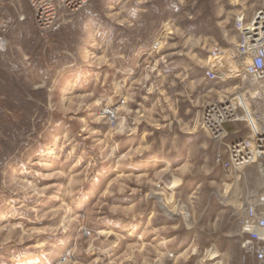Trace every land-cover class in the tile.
I'll list each match as a JSON object with an SVG mask.
<instances>
[{
    "label": "clouds",
    "instance_id": "9594fccd",
    "mask_svg": "<svg viewBox=\"0 0 264 264\" xmlns=\"http://www.w3.org/2000/svg\"><path fill=\"white\" fill-rule=\"evenodd\" d=\"M120 15L116 12L108 18L117 20ZM236 17L240 19L241 14L236 13ZM118 22L125 23L123 20ZM162 28L163 34L154 41L148 58L136 65L140 73L131 83L127 80L112 81L110 94L98 96L97 91L109 85L106 74L91 90L61 97L48 105L51 111L78 125L75 131H64L58 138L56 150L49 152L55 165L41 164V167L48 168L47 173H35L39 179L55 183L42 188L31 181L13 180L8 188L13 195L23 193L29 200L44 197L48 189H56V207L41 211L25 206L24 210L27 220L32 223L52 221L56 217L60 219L51 227H28L25 220H6L0 225V246L23 244L42 233L56 236L74 231L75 245L60 264H206L220 255L215 243L201 246L204 229L195 232L183 251H173L179 230H193L197 225L200 213L195 202L196 193L205 187L204 184L197 185L192 195H185L181 186L191 178L206 176L211 171L207 159L203 162L197 160L199 153L209 147L207 142L185 147L186 159L178 166L174 156L181 150L182 136L195 133L202 127L198 114L188 120L185 117L193 109L209 103L213 94L196 95L197 88L206 78L190 79L193 66L202 67L208 63L194 51L200 46V40L185 37L171 21H164ZM173 48L179 51L161 54L163 50ZM176 56H184L190 63L179 72H164L163 67L174 63ZM118 59L123 62L126 55L121 54ZM86 63L89 67L104 66L111 71H121L107 51ZM36 87L44 85L36 84ZM117 98L119 104L113 107ZM79 113L85 115L78 116ZM256 131L260 129H253V133ZM133 138L135 143L125 147L124 142ZM157 145L159 155L154 157L150 167L139 172L126 170V166L135 160L152 154ZM98 164L110 165L116 175L106 181L103 189L93 196L90 207L80 214L74 205L85 194L90 179L99 182V174L93 175ZM121 198L134 199L122 205L118 202ZM146 213L147 223L135 243L128 242L133 235L131 231L121 235L111 229L96 231L92 228L109 217L117 216L132 225ZM173 216L178 218V222L153 226L160 217ZM168 233L176 234L168 236ZM122 244L124 247L120 254H114L113 250ZM83 257L94 258L86 261Z\"/></svg>",
    "mask_w": 264,
    "mask_h": 264
},
{
    "label": "rangeland",
    "instance_id": "374dc122",
    "mask_svg": "<svg viewBox=\"0 0 264 264\" xmlns=\"http://www.w3.org/2000/svg\"><path fill=\"white\" fill-rule=\"evenodd\" d=\"M23 1L0 0V36L6 40V47L0 54L7 62L16 67L17 78L22 86L30 91L45 90V105L38 102L39 106L45 108V116L42 118L39 128L37 130L32 129V134L27 136L26 144L15 148L14 153L6 157L0 166V225L5 223L6 220L15 221L21 219L26 221L28 227H51L58 223L59 217L52 221L32 223L27 220L24 207H35L41 211L56 207L57 201L54 198L57 195L56 189H48L44 197L29 200L23 193L13 195L8 185L13 180L31 181L42 188L55 183L52 180H41L36 177L35 173L37 171L47 173L48 168L41 167V164L55 165V161L49 155V152L56 150L58 138L61 137L64 131L68 129L75 131L78 125L51 111L48 105L56 103L61 97L80 95L91 90L97 80L103 78L106 74L108 75L109 85L99 89L97 91L98 96L110 94V83L112 81L127 80L131 83L137 78L140 70L136 65L147 59L149 53L145 57L139 51H135L131 56L126 55L125 61H119L118 57L124 53H120L122 51L120 43L116 41L115 36L112 37L110 35L112 33L108 26L117 25L128 30L131 29L133 35H136L140 31V25L144 28L147 27L144 8L147 3L153 0H91L86 9L80 14L69 19L70 21H67V18L65 19L66 23L60 29L80 22L81 26L74 33L61 35L60 44L49 34L38 32L35 29L31 11L29 7L24 9ZM174 2L173 9L177 11V14L169 15L165 21H172L173 26L178 27L185 37L192 36L199 39L200 46L195 48L194 51L197 52L199 58L206 60L215 41L219 47H226L223 46V42L218 38L221 37V32L232 30L233 16L238 10V4L247 3L252 11L259 4V0H238L236 3L233 0H188L184 3L174 0ZM229 2H233V6L229 5ZM220 8L223 10L219 11L221 10ZM116 12L121 13L120 17L117 20H110L108 17ZM189 17L192 18L189 19ZM119 20H123L125 23L121 24L118 22ZM104 21L108 25H105ZM162 23L156 35L158 37L163 34ZM230 34H234L233 30ZM105 51H107L110 59L121 68L120 72L108 70L104 66L100 68L88 66L87 60L104 55ZM176 51H179V49H165L161 54ZM25 56L28 57L27 60L24 59ZM189 63L184 56H176L174 57V63L163 67V71L166 73L179 72ZM203 67L205 66L192 67L191 72L195 74L197 79L203 78ZM206 82L205 80L202 84L204 87L196 95L206 96L208 93H212L210 101H221L231 95L234 96L237 92L232 83L206 85ZM36 84H43L44 87H36ZM2 100H8L16 106H20L18 98L11 93L9 87L0 82V137L4 131L12 130L17 126L18 115L20 114L15 110L9 111L4 108ZM118 104L119 98H117L113 106L116 107ZM202 107L193 109L185 117V120L191 119L197 114L199 118ZM77 115L84 116L85 114L79 113ZM243 130L246 132L244 128ZM203 141L208 143L207 139ZM129 143H135V138L126 140L124 142L125 147ZM187 145L194 144L187 143ZM1 150L2 146L0 145ZM212 154L213 148H206L197 157L200 162L207 159L211 166V171L206 176L198 175L191 178L186 183L188 184L187 189L184 188L185 184L181 186L185 195H192L196 191L197 185H205L196 193L197 199L195 202L199 205L200 213L197 225L193 230H179L178 239L173 246L174 253H179L187 247L193 237V233H191V237L188 239V232H196L199 229H204L201 233L206 238L203 241V247H208L210 244L215 243L218 248L219 244H217L214 234H217L218 230L224 226L220 224L225 219V214L228 215V229L231 230L234 227L233 240L238 242L239 247V238L236 236L238 231L235 229V225H238V216L246 202L257 193L263 191L264 180L259 171V163H252L231 172H224L215 165ZM158 155L159 148H156L152 154L127 165L126 170L139 172L146 169L151 166L152 157L154 158ZM85 159L87 160V157ZM146 159L148 162H146ZM178 165L180 164L176 166ZM97 173L99 174V182H94L90 179L89 184L85 188V194L74 205L75 210L80 214H83L90 207L93 203V196L103 189L106 181L116 175L112 171L111 166L105 164H98L96 173L93 175ZM208 185H215V187H209ZM130 199L134 198H121L118 202L122 205H127ZM220 211L226 213H221ZM176 222H178V218L175 216L171 218L160 217L153 226L172 225ZM146 223L147 213L132 225H128L117 216L109 217L102 223L93 225L92 228L96 231L111 229L121 235H127L131 231L133 235L128 242L135 243ZM173 234L176 233H168L166 235L171 236ZM74 245V231L57 234L56 236L42 233L25 241L23 244L0 246V264H60ZM123 247L124 245L122 244L114 249V254H120ZM218 250L220 255L213 261L206 262V264L237 263V252L231 256L225 250H220L219 248ZM240 253L241 257L242 252ZM93 258L83 257L82 259L91 261Z\"/></svg>",
    "mask_w": 264,
    "mask_h": 264
},
{
    "label": "built area",
    "instance_id": "2783aa9c",
    "mask_svg": "<svg viewBox=\"0 0 264 264\" xmlns=\"http://www.w3.org/2000/svg\"><path fill=\"white\" fill-rule=\"evenodd\" d=\"M180 3L188 0H178ZM91 0H27L33 25L38 32L55 33L77 16ZM232 30L234 43L215 47L203 67V78L215 84H233L235 91L224 100H212L201 108L200 127L217 146L215 162L224 172L259 163L264 180V0L255 10L238 4ZM6 40L0 36V52ZM114 107V106H113ZM240 123L244 138L229 139L226 125ZM253 129H260L253 133ZM225 158V160H224ZM238 264H264V188L246 202L238 216Z\"/></svg>",
    "mask_w": 264,
    "mask_h": 264
},
{
    "label": "trees",
    "instance_id": "16d2710c",
    "mask_svg": "<svg viewBox=\"0 0 264 264\" xmlns=\"http://www.w3.org/2000/svg\"><path fill=\"white\" fill-rule=\"evenodd\" d=\"M174 5V0H153L147 3V27L143 30L144 27L140 25V31L136 35H133L131 29L128 30L127 28H122L117 25H109L108 29L112 34L117 35L120 41H125L129 48L137 47L140 44H142L144 48H148L153 39L156 37L161 23L164 22L169 15L177 14V11L173 9ZM103 23H105V21ZM105 25H108L107 22ZM80 26L81 22L73 26H68L67 28H62L58 31L59 33H51L49 36L60 44L62 38L61 35H64V33H74V31H76ZM144 33H147L148 35H144ZM0 82L9 87L11 93L16 96L20 102V106H16L11 101L2 100V106L4 108L9 111L15 110L20 114L18 115L17 126L12 130L4 131L0 137V145L2 146V150L0 151L1 166L6 157L14 153L15 148H19L20 145L26 144L25 141L27 136L32 134V129L37 130L39 128L40 122L45 116V108L43 106H39L38 102L45 105L46 92L43 89L30 91L22 86L17 78L16 67L7 62L1 54Z\"/></svg>",
    "mask_w": 264,
    "mask_h": 264
},
{
    "label": "crops",
    "instance_id": "0c3cea01",
    "mask_svg": "<svg viewBox=\"0 0 264 264\" xmlns=\"http://www.w3.org/2000/svg\"><path fill=\"white\" fill-rule=\"evenodd\" d=\"M247 1V0H246ZM234 3H236V2H234ZM233 2H229V5H232V4H234ZM245 3V2H244ZM22 4H23V6H24V9L26 8V7H29L28 6V3H27V0H24L23 2H22ZM241 4H243V3H241ZM233 6V5H232ZM221 10H219V11H222L223 9L222 8H220ZM144 11H145V18L147 17V11H146V6H145V8H144ZM221 13V12H220ZM147 19V18H146ZM201 21V20H200ZM172 22V21H171ZM121 27V26H120ZM135 29V28H134ZM145 29V28H144ZM143 29V30H144ZM134 31V30H133ZM135 31H136V29H135ZM146 32H147V30H146ZM230 33H232V30H229V32L228 31H224V32H221V37H219L218 39H220V41L221 42H223L222 44H224L223 46H227L228 44H230V43H233V42H235V40H236V36L233 34H230ZM148 35L147 33H144V35ZM112 37L113 36H115L114 38L116 39V41L117 42H119L120 43V49L122 50V51H120V53H124L125 55H127V56H131V55H133L134 53H135V51H139V53H141L142 54V56H145L146 57V54L147 53H149L150 52V50H151V47H152V45H153V43H154V41H156L157 39H159L162 35H160V37H158V36H156L154 39H153V41H152V43H151V45L148 47V48H144L143 46H142V44H140V45H138L137 47H132V48H129L128 47V44L125 42V41H120L119 39H118V36L117 35H113V34H110ZM229 36H230V38H229ZM139 41V40H138ZM228 41V42H227ZM215 47H219L218 45H217V43H216V41H215V44L211 47V49H213V48H215ZM144 57V58H145ZM192 71V70H191ZM190 79H197V77L195 76V74H193L192 72H191V74H190ZM207 84L206 85H208V84H215V83H213V82H210V81H207L206 82ZM204 86H202V85H200L198 88H197V90H196V94H198L199 93V91H200V89H202ZM199 119V118H198ZM199 129V131H202L201 129H200V127L198 128ZM242 130V131H241ZM198 130L195 132V133H192V134H184L183 136H182V138H181V150L178 152V153H176L175 154V156H174V161H175V165H177V164H182L184 161H185V157H186V154H185V151H184V148L185 147H187V146H189V145H187V143H191V144H198V143H203L204 141L203 140H205V139H207L208 140V145H209V147L208 148H213V154H212V157H213V160H214V163H215V165L218 167V168H220L221 169V167L220 166H218L217 164H216V162H215V154H216V151H217V146L212 142V141H210V139L208 138V135L205 133V132H199ZM226 131L228 132V134H229V139L230 140H234V139H238V138H244V137H246V132L243 130V127H242V124H240V123H233V124H228V125H226ZM156 148H159V145H157V147ZM185 156V157H184ZM151 158V157H150ZM149 159V158H148ZM154 158L152 157V160H153ZM224 160H225V158H224ZM146 162H148V160L146 159ZM222 170V169H221ZM187 185L188 184H186L185 183V186H184V188L185 189H187ZM221 213H226V212H224V211H220ZM227 214H225V219L224 220H222V222H221V224L220 225H224L220 230H218V232H217V234H214V237H215V240H216V242H218L217 244H219V249L220 250H225V251H227L231 256H233V255H235V252H237L238 253V255H237V257H236V261H237V263L236 264H238L239 263V258H240V248L238 247V242L236 241V240H233L234 238H233V235H234V233H233V231H234V227L231 229V230H229L228 229V226H227V224H228V218H227ZM138 225V224H137ZM236 227H235V229L238 231V225L236 224L235 225ZM137 227H139V226H137ZM187 233V232H186ZM189 234H187L188 235V239L191 237V233H193V235L195 234V232H188ZM202 236V240H201V243H202V247L204 246V243H203V241H205L206 240V238L205 237H203V235H201ZM221 240V242H220V240ZM213 240V239H212ZM238 240V239H237ZM214 241V240H213Z\"/></svg>",
    "mask_w": 264,
    "mask_h": 264
},
{
    "label": "bare ground",
    "instance_id": "6f19581e",
    "mask_svg": "<svg viewBox=\"0 0 264 264\" xmlns=\"http://www.w3.org/2000/svg\"><path fill=\"white\" fill-rule=\"evenodd\" d=\"M217 257H218V256H217ZM217 257H215V258H217ZM215 258H214V259H215Z\"/></svg>",
    "mask_w": 264,
    "mask_h": 264
}]
</instances>
